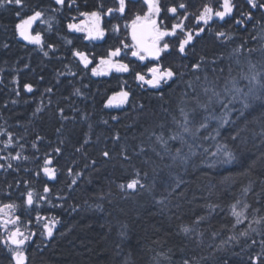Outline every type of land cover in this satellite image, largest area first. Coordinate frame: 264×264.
Returning <instances> with one entry per match:
<instances>
[{"label":"snow or ice","instance_id":"obj_1","mask_svg":"<svg viewBox=\"0 0 264 264\" xmlns=\"http://www.w3.org/2000/svg\"><path fill=\"white\" fill-rule=\"evenodd\" d=\"M137 2L138 0H115L114 7L106 8L103 0H96L92 10L81 11L77 0H50L47 7L42 4L30 6L28 0H0V8L7 6L16 8L15 15L19 18V22L15 25V31L19 37L28 44L37 46L44 57L50 58L49 50L55 56L58 49L54 43H46L40 31L33 34V25L37 21L47 25V31L51 32L53 21L56 20L55 13H61L65 8L75 9L79 16L84 17L85 20L79 24L70 22L67 24V29L84 33L83 39L89 43L103 41L109 31L116 37H119L121 31L119 23L112 24L110 29L101 27L103 18L118 15L123 19L127 16V11H131L130 6ZM142 2L146 5V11L142 14L139 11L132 12L131 18L126 20L123 25L126 36L119 39L118 45H109L105 54L99 57L95 53L72 48L71 56L78 61L79 65L83 66L79 71L86 74L90 70L92 76L108 75L113 71L131 73L133 80L137 82V87L141 90H152L154 98L160 102V113L170 117V119H159L155 112L149 113L148 115L153 117V123L144 131L148 133L151 143L145 145L142 141L137 145L138 151L133 150L131 154H129L128 146L121 144L120 151L115 154L122 162L129 163L133 156H143L142 164L149 166L152 175V180L149 183V170L130 165L132 167L131 178L127 182L117 184V188L124 194L122 198L130 199L146 192L152 196L156 205L162 206L160 211L163 213L165 209L171 211V198L175 197L179 201L186 196L185 191L178 190L188 182L176 174L174 171L176 168L183 167L185 173L189 174L190 162L193 168L203 165L208 169H214L217 165L239 162L243 168L241 175H250L257 162L264 164V119L259 120V132L252 130L253 142L257 137L260 141L258 149L260 155L255 157L252 163H245V152L241 147L248 143L245 133L250 130L248 126L252 123L248 119L249 110H254V105L259 103L262 110L261 117H264V25L260 20L253 24L254 29L257 25H261L258 34L251 37L252 40L258 42V47H248V40H243L242 43L232 47L231 52L228 53L227 59L230 63L226 66H222L226 59L223 52L211 57L207 54L197 55L196 53V42L202 38V35L212 31L213 25L225 22L228 17H233L235 24L246 30L247 25L254 19L253 12L256 10L264 12V0H245L249 10L239 9L238 16H235L237 5L234 0H222L218 8L205 3L195 12L189 10L190 0H171L167 5H163L161 0H142ZM84 6L87 7V0H85ZM25 11L30 12L26 17L23 15ZM49 12L53 15H48ZM190 18L195 21L194 28H188L185 23ZM72 19L74 20L75 17ZM169 20L172 21L171 24L166 23ZM212 34L223 45L233 43V35L228 30L217 29ZM128 37H130V43L127 42ZM61 39H64L67 45L73 43L72 40L65 37H61ZM3 47L8 48L9 45L5 43ZM256 52L261 53L262 59L253 62L251 57ZM173 53L181 61L189 62L176 63ZM190 54L193 57L191 60H189ZM124 57L136 58L139 62L147 61V64H142V68L146 71L133 72L131 67L133 61L129 59L126 62ZM242 58L247 64L246 71L241 67ZM57 59L62 58L57 57ZM94 61L98 62L89 69ZM24 67L28 68L29 65L25 64ZM234 71L235 75H233ZM59 75H64V73L58 72L57 76ZM68 75L75 77L77 72L69 70ZM43 79L44 77L41 76L40 80ZM2 82L0 80V83ZM12 83L19 85V80L14 77ZM59 83L60 81L57 79V84ZM145 86L147 87L145 88ZM85 87L87 86L85 85ZM126 87L127 81H121V90L108 97L104 107L119 108L130 105L131 111L126 115H132V113L136 115L133 117V123L126 127H133L140 116L146 113V107L133 96L130 88L125 90ZM23 89L27 93L35 91L31 83H25ZM177 89H180L178 94L176 93ZM13 90L16 96H20L19 87ZM44 92L53 93V87H46ZM73 95L84 96V93L81 88H75ZM130 97H132L131 100ZM173 98H175L174 108L171 106ZM17 102L16 100L11 101L13 104ZM51 104L52 100L49 97L48 104L44 105L42 94L40 104L37 105L32 116H38ZM6 106L7 104H5ZM56 111L61 123L55 131L61 134L65 127L64 122L70 119L75 120V117L70 118L66 115L65 109L62 107L57 108ZM73 111L79 110L73 109ZM80 118L87 121L89 114L84 112ZM110 119L119 121L120 117L112 115ZM102 123L107 125L109 121L105 119ZM92 130L93 125L89 123L88 131L84 133V139L79 146L75 147V152L81 153L86 159L83 168L69 166L66 169L67 176L72 178L67 185L69 191L73 189L74 185H77L78 178L84 174L83 169L93 167L98 162L95 158H89L87 152V146L92 143ZM0 136L7 137L6 140L0 141V144H3L0 152L16 146L20 149L14 155L11 152H8L7 155H0V160L5 161V163H0V170L5 172L12 170L18 173L20 168L18 165L14 166L12 161L39 159V157L24 155L25 145L19 143L23 136L16 137L14 133L2 128H0ZM44 139L45 137L37 134L31 142V148L39 151L38 143ZM111 139L114 145L120 142V132L113 130ZM99 140L100 137L97 136V142ZM209 140L212 141L211 147H214V151H210L209 146H206L205 142ZM64 143L65 140L61 139L60 145ZM62 152L61 146L52 149L51 153L45 152L42 164L38 166L35 176L39 177L42 172L48 180L55 181L58 169L52 166V153L59 157ZM149 153L154 154L161 163H157ZM99 155L106 163L114 158L112 150L107 147L100 151ZM196 157L200 158L199 165L193 159ZM209 157L212 158L211 162H209ZM166 159L170 163H163ZM72 163L77 164L75 160ZM164 169L168 170L167 179L160 176ZM24 170L29 171L27 168ZM158 182L163 185V192L159 198L154 194ZM223 182L234 183V178L226 176L223 178ZM31 184L32 181L28 179L16 180L15 184L8 183L3 195L8 198L9 202L0 201V247L9 254V264H27L26 246L33 242V237L39 235L44 240H51L54 237V228L60 223L56 217L42 216L40 212L42 203L51 204L53 207L57 206L49 199V194L53 192V189L45 183L41 194L31 187ZM254 184L255 181L249 180L248 185L240 189L239 196L230 193L234 197L233 201L226 206V216L233 218L230 224L222 223L219 228H212L214 216L220 211H225L221 203L205 200V203L197 205L198 208L204 209V212L199 215L194 213V218L190 222H181L177 225L175 236L181 238L184 243L177 246L175 250L173 248L164 250L162 245L159 252H155L153 249L155 252L152 257L153 264H212L219 253L226 252L230 248L240 247L241 252H244L255 246H259L261 252L249 256L250 264H264V212L261 208L253 207L247 200L251 193L256 197L257 203H264V177L259 178L260 191L258 193L254 191ZM9 190L19 192V203L11 199L12 191ZM111 195L110 191L108 193L100 192L97 194V199L103 201L106 196L110 197ZM56 198L68 199L64 195H57ZM195 199L198 198L194 196L193 200ZM108 203L111 204L112 200L108 199ZM188 203H192V201H188ZM59 207H63V205H59ZM94 207L103 210L102 203L98 202ZM173 207L179 210L181 205L177 202ZM78 208L79 205L76 204L71 206L72 211H77ZM20 210H22V214H27L29 217L26 223L22 221V215L17 214ZM33 212L38 226L35 230L27 227L33 223L31 219ZM120 212H123V209H120ZM108 215L112 216V213H108ZM172 215L177 220L181 219L176 213ZM171 218L170 216L169 219ZM114 220L115 224L109 222L107 227L109 232L113 227L116 228V235L119 239L114 242L113 251L116 256H120L128 243V225L119 218L114 217ZM245 221L248 222L247 226L238 230L237 226L244 224ZM226 232H230L231 235H224ZM206 233H208L211 243L205 244ZM217 239H219V243H215ZM153 243L160 244V241ZM189 245L193 247L190 249ZM206 249L207 255L197 252L199 250L202 253ZM190 251L191 255H189ZM177 252L181 254L179 261L173 259ZM233 254L239 255V253ZM119 264H136L131 248ZM222 264H229V261L223 259Z\"/></svg>","mask_w":264,"mask_h":264},{"label":"trees","instance_id":"obj_2","mask_svg":"<svg viewBox=\"0 0 264 264\" xmlns=\"http://www.w3.org/2000/svg\"><path fill=\"white\" fill-rule=\"evenodd\" d=\"M49 2L50 0H28L30 6L42 4L47 7ZM103 2L106 8L115 6V0H103ZM170 2L171 0H161L163 5H167ZM221 2L222 0H190L189 10L195 12L205 3L218 8ZM77 3L80 5L81 11L92 10L96 0H87V7L84 6L85 0H77ZM234 3L237 5L235 16L239 15V9L241 8L245 11L249 10L245 0H234ZM130 8L131 11H127V16L123 19L115 15L104 17L102 20V27L105 29H110L112 24L119 23L121 25L119 37L113 36L109 31L105 40L91 43L83 39V33L67 29V24L73 21L72 17H75L74 20L80 18L75 9L69 10L65 8L61 13H55L56 20L53 21L51 32L47 31V25L40 24L37 21L33 25V34L36 31H40L45 42L54 43L58 49L55 56L49 50L50 58L44 57L37 46L30 45L19 37L15 31V25L19 22V18L15 15L17 9L13 6L0 8V80L3 81L0 83V128L14 133L16 137L23 136L19 143L25 145L24 155L39 157V159H30L28 161H12L14 166L18 165L20 168L18 173L12 170L7 172L0 170V201L9 202L8 198L3 195L8 183L15 184L16 180L28 179L32 181L31 187L41 194L43 185L47 183L53 189V192L49 194V199L57 206L53 207L51 204L42 203L40 207L41 215L56 217L60 221L54 228V237L51 240H44L37 235L33 237V242L26 246L27 264H119L129 251V248L134 253L136 264H153L152 257L155 252L161 251V245L164 250L168 248L175 250L177 246L184 243L181 238L175 236L177 225L181 222H190L194 218V213L199 215L204 212V209L198 208L197 205L203 204L205 200H208L221 203L224 206L225 211L218 212L213 218L212 228L216 229L222 223L230 224L232 222L233 218L226 216V206L234 199L230 193L239 196L240 189L247 186L249 180L255 181L253 185L254 191L257 193L260 191L259 178L264 177V164L257 162L252 174L241 175L243 168L239 162H236L227 165H217L214 169H208L206 166L200 165L198 168H194L192 172L189 171V174L184 173V175L182 173L183 167L174 169L176 174L188 183L178 190L186 192V196L183 199L177 201L175 197L171 198V211L164 210L162 213L150 194L142 193L130 199L122 198L124 194L117 188V184L127 182L131 178L132 167L130 165L149 170V183L152 180V175L149 166L142 164L143 156H133L130 163L122 162L115 155L120 151V145L126 144L129 154L133 150L138 151L137 145L142 141L145 145L151 143L148 139V133L144 131L145 128H148L153 123V117L148 114L155 112L159 119H170V117L160 113V102L154 98L152 90H141L137 87V82L133 80L131 73L111 72L105 76H92L89 70L85 74L79 71L83 66L79 65L78 61L71 56V49L77 48L88 53H95L99 57L105 54L109 45H118L119 39L126 36L123 25L126 20L131 18L132 12L139 11L142 14L146 11V5L143 4L142 0H138ZM29 14L30 12L28 11L23 13L25 17ZM47 14L53 15L50 12ZM253 16L254 19L247 25L246 30L236 25L233 17H228L225 22L213 25L212 31L202 35V38L196 42L197 55L207 54L211 57L214 54L223 52L226 59L222 66H226L230 63L227 59L228 53L231 52L232 47L242 43L243 40H248V47H258V42L252 40L251 37L258 34L261 25H257L254 29L253 24L260 20L261 24L264 25V12L256 10L253 12ZM171 22L170 20L166 21L168 24H171ZM185 23L188 28L195 27V21L191 18ZM217 29L230 31L233 35V43L228 45L221 44L212 34ZM61 37L72 40L73 43L67 45L66 41L61 39ZM127 42L130 43V37L127 38ZM5 43L9 45L8 48L3 47ZM46 50L48 49L46 48ZM57 57L62 59H57ZM173 58H175L176 63L189 62L187 60L181 61L175 56V53H173ZM192 58L190 54L189 60ZM129 59L133 61L131 64L133 72L146 71V69L142 68V64H147V61L139 62L136 58L124 57L126 62ZM251 59L253 62H258L262 59V55L260 52H256ZM96 62L98 61H94L89 66V69L95 66ZM25 64H28L29 67L25 68ZM241 67L245 71L247 70V64L243 58ZM69 70L76 71L77 75L75 77L68 75ZM58 72L64 73V75L57 76ZM226 72L227 69L225 67V74ZM235 74L236 72L234 71L233 75ZM41 76L44 77L43 80H40ZM14 77L19 80V85L12 83ZM57 79L60 81L59 84H57ZM121 81H127L125 90L130 88L133 96L138 98L140 103H143L146 107V113L140 116L133 127H126V125L133 123V117L136 115L135 113L126 115V113L131 111L130 105H124L119 108L104 107L108 97L114 92L121 90ZM25 83H31L35 91L27 93L23 89ZM49 86L53 87V93L51 94L44 92V89ZM16 87L20 89V96H16L13 90ZM75 88H81L84 96L73 95ZM165 91L167 92V89ZM179 91L180 89H177L176 93L178 94ZM42 94L44 105L48 104L49 97H51L52 104L46 107L38 116L33 117L32 113L37 105L40 104ZM131 99L132 97H130ZM12 100L18 102L13 104L11 103ZM5 104H7L6 107ZM171 106L174 108L175 98L172 99ZM60 107L65 109L66 115L70 118L75 117V120L70 119L64 122L65 127L62 129V133L58 134L55 129L60 127L61 122L56 110ZM73 109H78L79 111H73ZM261 111L259 103L254 105V110H249L248 119L252 123L248 126L250 130L245 133L248 137V143L241 146L245 152V163H252L255 157L260 155L258 150L260 141L257 137L253 142L252 130L260 131L259 120L264 119V117H261ZM84 112L89 114L87 121L80 118ZM112 115L119 116L120 120H111L110 117ZM105 119L109 121L107 125L102 123ZM89 123L93 125V130L92 143L87 146L88 157L95 158L98 162L93 167L83 169L84 174L78 178L77 185H74L73 189L69 191L67 185L72 178L67 176L66 169L69 166L83 168L86 159L81 153L75 152V147L79 146L84 139V133L88 131ZM113 130H118L121 135V141L115 145L111 139ZM37 134L45 137L42 142L38 143L39 151L31 148V142ZM97 136L100 137L99 142H97ZM6 139V136H0V141ZM61 139L65 140L63 145H60ZM205 143L206 146H209L210 151L215 150L214 147H211L212 141L209 140ZM57 146L63 148L62 155L59 157L52 153V166L58 169L57 179L49 181L42 172L39 177H36L35 172L38 170V166L42 164L45 152L51 153L52 149ZM2 147L3 144H0V148ZM105 147L111 149L114 155V158L107 163L99 155L100 151ZM16 151H20L18 146L0 152V155H7L8 152L14 155ZM149 154L152 155V158L157 163H160L154 154ZM193 159L199 165L200 158L196 157ZM211 159L209 157V162H211ZM74 160L77 164L72 163ZM164 162L170 161L166 159ZM0 163H5V161L0 160ZM25 168L29 169V171H25ZM226 176H232L234 183H224L223 178ZM21 188H23V185H21ZM109 191L112 194L110 197L106 196L103 201L97 199L98 193H108ZM161 192H163V189L156 190L154 194L159 198ZM57 195H64L68 199H57ZM194 196L198 199L193 200ZM18 198L19 192L12 191L11 199L19 203ZM108 199L112 200L111 204L108 203ZM247 200L253 207L261 208L262 212H264V203H257L256 197L251 193H249ZM188 201H192V203H188ZM98 202L103 204V210L94 207ZM177 202L181 205L179 210L173 207ZM73 204L79 205L77 211H72L71 206ZM59 205H63V207H59ZM90 205L92 206L90 207ZM120 209H123V212H120ZM108 213H112V216H109ZM173 213L179 215L181 219L177 220L172 215ZM17 214L22 215V221L26 223L29 218L27 214H22V210L18 211ZM170 216L172 217L171 219H169ZM114 217L119 218L128 225V243H126L124 252L120 256H116L113 251L114 242L119 239L116 235V228L113 227L112 231L109 232L107 227L109 222L115 224ZM31 219L33 223L27 225V227L35 230L38 226L36 225L34 212L31 215ZM247 223L245 221L244 224L238 225L237 229L245 228ZM224 235H231V233L226 232ZM256 238L259 239L258 237ZM154 241H160V244H155L153 243ZM211 242L208 239V233H206L205 244ZM215 243H219V239ZM192 247V245H189L190 249ZM153 249H155V252ZM197 252L207 255V249L202 253L199 250ZM260 252L261 248L259 246L244 252H241L240 247H234L226 252L219 253L217 258L212 261V264H217V261L222 264L223 259H227L229 264H250L249 256ZM233 253H239V255H234ZM189 255H191V251ZM180 258L181 254L179 252L173 257L175 261H179ZM0 264H9V254L2 247H0Z\"/></svg>","mask_w":264,"mask_h":264},{"label":"rangeland","instance_id":"obj_3","mask_svg":"<svg viewBox=\"0 0 264 264\" xmlns=\"http://www.w3.org/2000/svg\"><path fill=\"white\" fill-rule=\"evenodd\" d=\"M85 20V18L84 17H81L80 16V18H78V19H76V20H73V21H71V23H77V24H79L81 21H84ZM37 23V22H36ZM35 23V24H36ZM101 27H102V22H101ZM84 34V33H83ZM85 35V34H84ZM110 74V73H109ZM108 74V75H109ZM101 76H105V75H101ZM145 87H147V86H145ZM161 163V162H160ZM163 163H165V162H163ZM167 163H170V162H167ZM162 166V165H161ZM193 167H191V165L189 166V171L190 172H192L193 171ZM167 169H164L163 171H161V173H160V176L161 177H164V178H166L167 177ZM182 173H183V175H184V173H185V171H184V169L182 170ZM186 174V173H185ZM160 189H163V185L162 184H160L159 182L157 183V189L156 190H160ZM144 194H148V193H144ZM150 204V203H149ZM159 209L162 207V206H160V205H156ZM166 210H168V209H165V211Z\"/></svg>","mask_w":264,"mask_h":264},{"label":"water","instance_id":"obj_4","mask_svg":"<svg viewBox=\"0 0 264 264\" xmlns=\"http://www.w3.org/2000/svg\"><path fill=\"white\" fill-rule=\"evenodd\" d=\"M113 72H114V71H113ZM112 95H113V94H112ZM112 95H110V96H112ZM110 96H109V97H110ZM49 181H50V180H49Z\"/></svg>","mask_w":264,"mask_h":264}]
</instances>
